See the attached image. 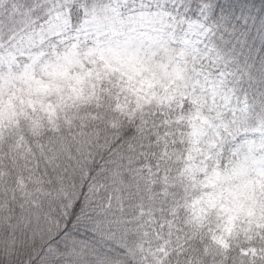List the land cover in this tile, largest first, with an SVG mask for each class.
Listing matches in <instances>:
<instances>
[{
	"label": "trees",
	"instance_id": "1",
	"mask_svg": "<svg viewBox=\"0 0 264 264\" xmlns=\"http://www.w3.org/2000/svg\"><path fill=\"white\" fill-rule=\"evenodd\" d=\"M150 1L177 5L187 21L202 18L210 38L200 53L163 37L161 41L173 51L170 58L163 52L152 53L154 47L149 49L148 43L145 51L138 50L134 56L143 63L157 60L160 70L169 60L179 69L185 63L190 66L186 73L194 85L218 63L225 67L220 72L224 74L226 95L241 106H195L187 95L189 88L179 82L176 85L183 90L180 96L169 90L158 97L155 93L151 97L143 95L119 65L102 69L104 61L96 54L100 70L81 79L75 71L70 78L75 84L62 94L59 89L55 92L48 108L52 113L44 122L40 111L34 118L33 106L28 105L32 110L29 108L27 114L18 108L0 107V124L7 117L11 120L0 126L7 139H0L2 161L11 173L4 176L0 169V196L8 200L5 205L0 203V264H134L138 261L135 242L123 245L122 238L120 243L116 236L121 210L124 212L119 219L127 222L124 232L139 234L147 250L162 244L178 264H192L188 248L204 264H264V213L255 208L257 216L240 215L227 237L228 246L222 249L212 241V235L225 236L222 229L227 220L216 208L196 223L190 206V202L209 193L208 177L226 162L256 165L264 154V0H144V5ZM114 3L31 0L22 10L4 12L0 33L16 39L22 31L44 24L57 8L62 20L48 26L53 32L46 34L51 40L43 58L24 56L27 66L35 63L37 73L42 72V65L49 66L58 57L52 70L62 72L75 61V51L84 53L97 44L105 48L94 32H79L86 19L106 23L104 18ZM205 4H215L216 11L208 7L202 12ZM189 7L191 12L187 11ZM30 9H37L40 17L24 19ZM108 39L109 34L103 37V41ZM5 44L7 41L0 45ZM90 69L95 67L91 65ZM70 96L76 98L71 100ZM194 115L208 122L199 131L204 135L201 143L193 142L197 124ZM240 148L244 154L241 160L233 156V151ZM14 149L25 152L27 160H11ZM203 165L204 172L200 169ZM31 172L38 184L49 182V178L56 193L63 194L61 209L55 207L49 213L54 204L42 201L34 206V200L25 199L20 190L12 191L13 185L23 183ZM229 186H225L223 197L226 203L232 198ZM255 186L253 197L264 207V182ZM1 213L9 221H4ZM215 250L221 252L216 261Z\"/></svg>",
	"mask_w": 264,
	"mask_h": 264
},
{
	"label": "rangeland",
	"instance_id": "2",
	"mask_svg": "<svg viewBox=\"0 0 264 264\" xmlns=\"http://www.w3.org/2000/svg\"><path fill=\"white\" fill-rule=\"evenodd\" d=\"M114 1V5L108 12L109 14L104 18L106 23L97 22L95 18L92 20L93 22H87L86 19V21L83 20L86 25L79 32L81 35H89V31L94 32L96 40L106 44L105 48H100V45L97 44L90 51L84 53L82 51H75V61L71 62L62 72L55 73L52 70V65L60 59L58 57H54L53 61L49 62L50 67L42 65V72L37 73L34 66L35 63H30L27 66L28 63L24 56L26 55L32 60L43 58L49 47L48 41L51 40L50 36L46 38V34H48V31L50 33L53 32V29L50 30L48 26L57 25L62 20L57 8H55L56 14L52 15L50 13L49 18L44 20V24L39 23L28 31H22L16 35V39L6 32L0 33V44H3V41H7L6 47L0 45L3 48L0 49V107L18 108L19 111H24L27 114L30 108L28 105L33 106L36 108V111H33L35 114L34 118L37 117L40 111L39 115L43 117L42 122H44L46 117L52 113L50 109L55 98V92L59 89L62 94L67 89H71L75 84L70 79L75 71H77L78 78L81 79V77L84 78L93 73L94 70H100L96 67V54L104 61L101 64L102 69L110 65L112 67L119 65V70L130 77L129 80L133 82V86H136L137 90L143 95L147 94L151 97L155 93L156 97H158L161 93L169 90L172 95L180 96L183 90L179 89L178 85H176V82H179L181 86L189 88L187 95L194 101L195 106L220 105L222 108H238L241 106L237 99L226 95L224 90V74L220 72V69L225 70V67L217 66L218 63L210 70H207L208 73L200 78L199 83L194 85L190 80L192 78H188V74L186 73L190 70V66L187 67L185 63L183 64V69H179L176 68L173 60H169V64H166L160 70L157 60L143 63L141 59H137L134 56L138 53V50L145 51L146 43H148L149 49L154 47L151 50L152 53L159 54L163 52L170 58L173 51L169 50V47L161 41L163 37L169 41H176L181 48H190L196 50L198 53L204 51L207 48L206 42L210 38V32L202 18L198 17L187 21L184 14L177 11V5L169 7L167 2L163 1L157 3L150 1L148 5H144V0ZM29 2L31 0H0V17L5 11L10 9L22 10L23 6ZM33 5L34 1L30 6ZM36 10H27L23 18L30 21L38 19L40 15ZM92 23L96 24L93 25ZM19 26L21 25H18L17 28ZM107 34H109L108 41H103V37ZM36 45L37 47L41 45V49H37ZM209 51L211 49H208ZM36 52L40 53V55L34 56L33 54ZM20 56L23 57L22 60H18ZM91 65L95 69H90ZM48 67L49 69H47ZM168 69L172 73H168ZM62 97H66V95ZM69 98L74 100L76 97L70 96ZM30 109L32 110V108ZM8 121H11L10 117H7L0 126L7 125ZM194 122L197 124L195 133H193V142L201 143L204 135L199 131H203L208 126V122L197 115H194ZM262 123L260 122L259 127L263 126ZM210 124H213V122H210ZM0 139L7 140L2 131L0 132ZM247 141L250 143V138ZM222 147L220 145L219 149H222ZM2 153L4 152L0 150V169L3 171L4 176H11L10 171L8 172V168L2 161ZM233 156H237L241 160L244 157L243 150L241 148L235 149ZM262 157L258 159L261 168H255L254 162L250 166L245 163L226 162L208 177L210 184L209 193L190 202L191 212L196 223L204 218L210 209L213 212L216 208L218 209L219 216L227 220L222 229L227 234L225 236L220 233L212 235V241L222 249L228 246L227 237L235 224L233 222L236 219L239 220L240 215L257 216L255 208L257 211L264 213L263 205L259 203L257 198L253 197L256 194L255 184L263 185L264 182ZM14 159L18 162L27 160L25 152H21L18 149H14L13 153H11V160ZM217 165L215 164L214 168ZM205 166L203 165L200 168L203 172L205 171ZM1 171L0 174L2 173ZM33 172L30 173L29 178L24 180L23 183L17 181L13 185L12 191L17 193L16 190H20L25 199L34 200V206H37L42 201L54 204L49 213L53 212L55 207L56 210L61 209L60 198L63 194L56 193L55 186H51L49 183L51 182L49 178L47 179L49 182L38 184L36 177L32 179ZM41 172L42 170L39 172L40 176ZM229 174L231 175V179L225 181V178L229 177ZM12 176H16V174ZM17 183H19V186L16 185ZM228 183L231 185L229 186ZM225 186H229L232 194V198L228 203L223 199L224 193L227 192ZM3 202L5 205L8 200L4 199L3 201L0 196V203L2 205ZM123 212L124 210H121L118 213L116 220L119 231L115 226L114 228L118 231L116 236L120 243L121 238L124 241L123 245L135 242L134 250L135 253L137 252L138 261H135L134 264H178V260L169 258L171 252L165 250L162 244H159L156 248L149 247L147 250L145 247L147 243L143 244L139 241L141 238L139 234H136L134 231L124 232L123 229L126 227L127 222L119 219ZM1 214L4 221H9L7 215ZM23 221L24 223L27 222L25 219ZM188 252L193 258L192 264L193 261L197 264H204L194 258V252H191L189 248ZM213 254L216 261V258L220 257L221 252L218 253L215 250Z\"/></svg>",
	"mask_w": 264,
	"mask_h": 264
},
{
	"label": "snow or ice",
	"instance_id": "3",
	"mask_svg": "<svg viewBox=\"0 0 264 264\" xmlns=\"http://www.w3.org/2000/svg\"><path fill=\"white\" fill-rule=\"evenodd\" d=\"M208 7H211L213 12L216 11V5H215V4H213V5H207V4H205V5L202 7L201 11L204 12ZM187 11H188V12H191V11H192L191 7H189V8L187 9ZM207 18H208V17L205 16V19H207Z\"/></svg>",
	"mask_w": 264,
	"mask_h": 264
}]
</instances>
